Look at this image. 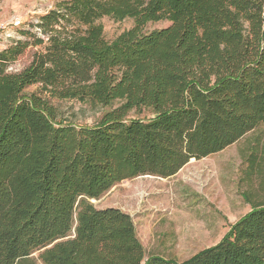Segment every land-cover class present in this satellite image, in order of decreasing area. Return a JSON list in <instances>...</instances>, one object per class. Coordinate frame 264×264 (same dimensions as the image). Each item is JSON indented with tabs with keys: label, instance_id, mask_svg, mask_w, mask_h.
<instances>
[{
	"label": "trees",
	"instance_id": "1",
	"mask_svg": "<svg viewBox=\"0 0 264 264\" xmlns=\"http://www.w3.org/2000/svg\"><path fill=\"white\" fill-rule=\"evenodd\" d=\"M104 18L132 27L106 41ZM28 29L0 50V264H143L131 217L90 200L173 177L264 125V0H62ZM29 47L30 64L8 72ZM34 85L119 106L96 125H63L49 100L25 93ZM248 171H264V148ZM144 264H264V205L186 261Z\"/></svg>",
	"mask_w": 264,
	"mask_h": 264
},
{
	"label": "rangeland",
	"instance_id": "2",
	"mask_svg": "<svg viewBox=\"0 0 264 264\" xmlns=\"http://www.w3.org/2000/svg\"><path fill=\"white\" fill-rule=\"evenodd\" d=\"M62 0H0V23L19 18L22 24L2 35L0 50L8 40L24 41L22 31L36 18ZM106 41H112L132 27V21L104 18L99 21ZM165 22L148 24L143 32L162 29ZM38 47H29L9 67L17 73L26 68ZM26 94L49 100L57 112V123L93 126L103 114L119 106L102 108L89 100L51 99L40 87L31 86ZM147 111H131L127 120L148 119ZM264 148V125L244 135L225 150L205 159L188 163L170 178L139 176L115 185L96 200L95 209L116 208L128 214L137 238L151 256L183 262L217 244L230 228L254 206L264 205V171L249 175L250 160ZM37 256V253L33 255ZM143 263V264H144Z\"/></svg>",
	"mask_w": 264,
	"mask_h": 264
},
{
	"label": "built area",
	"instance_id": "3",
	"mask_svg": "<svg viewBox=\"0 0 264 264\" xmlns=\"http://www.w3.org/2000/svg\"><path fill=\"white\" fill-rule=\"evenodd\" d=\"M22 24V21L19 18L11 19L8 22H1L0 23V40H2V35L9 31V28H16Z\"/></svg>",
	"mask_w": 264,
	"mask_h": 264
},
{
	"label": "crops",
	"instance_id": "4",
	"mask_svg": "<svg viewBox=\"0 0 264 264\" xmlns=\"http://www.w3.org/2000/svg\"><path fill=\"white\" fill-rule=\"evenodd\" d=\"M1 41V40H0Z\"/></svg>",
	"mask_w": 264,
	"mask_h": 264
}]
</instances>
